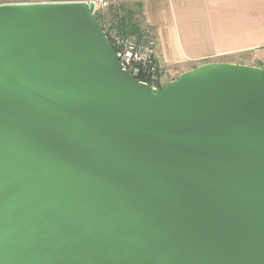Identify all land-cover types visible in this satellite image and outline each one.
<instances>
[{
  "label": "water",
  "instance_id": "obj_1",
  "mask_svg": "<svg viewBox=\"0 0 264 264\" xmlns=\"http://www.w3.org/2000/svg\"><path fill=\"white\" fill-rule=\"evenodd\" d=\"M0 264H264V69L154 90L92 6L0 4Z\"/></svg>",
  "mask_w": 264,
  "mask_h": 264
},
{
  "label": "crops",
  "instance_id": "obj_2",
  "mask_svg": "<svg viewBox=\"0 0 264 264\" xmlns=\"http://www.w3.org/2000/svg\"><path fill=\"white\" fill-rule=\"evenodd\" d=\"M109 8V33L131 22L155 36L157 61L176 75L167 83L205 63L264 69V0H109Z\"/></svg>",
  "mask_w": 264,
  "mask_h": 264
},
{
  "label": "built area",
  "instance_id": "obj_3",
  "mask_svg": "<svg viewBox=\"0 0 264 264\" xmlns=\"http://www.w3.org/2000/svg\"><path fill=\"white\" fill-rule=\"evenodd\" d=\"M32 4V3H81L93 7V16L99 18L109 8V0H45L3 2L0 4ZM106 33V31L104 30ZM111 37L112 48L120 66L138 82L148 85L154 90L163 87L161 79L165 76V68L157 61V41L149 31H142L139 37L114 34Z\"/></svg>",
  "mask_w": 264,
  "mask_h": 264
},
{
  "label": "trees",
  "instance_id": "obj_4",
  "mask_svg": "<svg viewBox=\"0 0 264 264\" xmlns=\"http://www.w3.org/2000/svg\"><path fill=\"white\" fill-rule=\"evenodd\" d=\"M96 19L99 22L101 28L103 30H105L103 28V26L101 25L99 19L98 18H96ZM122 25H123V27H122V29H120V31L117 32V35L139 37L142 33V31L135 24H131V22L129 24L124 23ZM105 31H106V36H107L108 41L110 42V44H112L111 37L108 34L109 32L107 30H105Z\"/></svg>",
  "mask_w": 264,
  "mask_h": 264
},
{
  "label": "rangeland",
  "instance_id": "obj_5",
  "mask_svg": "<svg viewBox=\"0 0 264 264\" xmlns=\"http://www.w3.org/2000/svg\"><path fill=\"white\" fill-rule=\"evenodd\" d=\"M20 1H40V0H0V2H20ZM41 1H45V0H41ZM110 8L111 9H113V8H115L114 7V4L112 3V4H110ZM110 8L108 9V10H106L104 13H102L100 16H99V21H100V23H101V25L103 26V28L105 27L106 28V25H105V23L103 22V20L105 19V18H107V16H108V14H109V12H110ZM104 15V16H103ZM105 25V26H104ZM106 30V29H105ZM110 36H112L113 35V33L111 32V33H108ZM166 71V74H165V76L161 79V83L163 84L165 81H170L173 77H176V75L174 74V76L173 75H169V73H168V71L167 70H165ZM165 83H167V82H165ZM165 84H163V86H164Z\"/></svg>",
  "mask_w": 264,
  "mask_h": 264
},
{
  "label": "flooded vegetation",
  "instance_id": "obj_6",
  "mask_svg": "<svg viewBox=\"0 0 264 264\" xmlns=\"http://www.w3.org/2000/svg\"><path fill=\"white\" fill-rule=\"evenodd\" d=\"M0 3H3V2H0Z\"/></svg>",
  "mask_w": 264,
  "mask_h": 264
}]
</instances>
